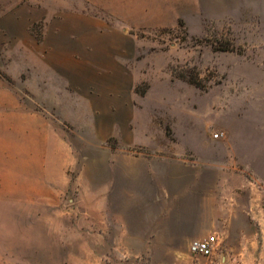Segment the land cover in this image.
<instances>
[{
  "label": "rangeland",
  "instance_id": "374dc122",
  "mask_svg": "<svg viewBox=\"0 0 264 264\" xmlns=\"http://www.w3.org/2000/svg\"><path fill=\"white\" fill-rule=\"evenodd\" d=\"M162 159L241 225L178 223ZM0 264H264V0H0Z\"/></svg>",
  "mask_w": 264,
  "mask_h": 264
},
{
  "label": "crops",
  "instance_id": "0c3cea01",
  "mask_svg": "<svg viewBox=\"0 0 264 264\" xmlns=\"http://www.w3.org/2000/svg\"><path fill=\"white\" fill-rule=\"evenodd\" d=\"M147 167L153 168L147 170H139V189H142V183L144 178H154L155 190L161 191L165 194L173 195L178 194L180 201L179 211L177 214L180 215L179 222L183 225H187L193 230L200 231L203 227H211V230H233L237 229V225H241L242 212L241 210L231 207L223 206L221 208H212L210 205L211 199L209 197L194 198L193 200L188 199L187 194L189 192H203L208 189L209 182H201L203 171L200 169L201 165L194 162H188L177 159H162L153 160L152 163L147 164ZM145 175L147 177H145ZM148 185L145 183V189ZM148 215H157V218L153 219L155 225L153 231H160L161 226L169 228V225L173 224V220L166 215V211L153 209L150 212H146ZM139 215L144 214L139 212ZM229 214L230 218L221 220L218 215ZM198 215L197 218L187 219L185 216ZM161 216V217H159ZM167 216V215H166ZM195 225V226H194ZM198 225V226H196ZM138 237L142 238L146 230H138ZM142 236V237H141Z\"/></svg>",
  "mask_w": 264,
  "mask_h": 264
},
{
  "label": "built area",
  "instance_id": "2783aa9c",
  "mask_svg": "<svg viewBox=\"0 0 264 264\" xmlns=\"http://www.w3.org/2000/svg\"><path fill=\"white\" fill-rule=\"evenodd\" d=\"M215 137L218 138L219 135H216ZM217 245V235H210L207 238L193 241L190 245V252L194 255L210 257L216 251Z\"/></svg>",
  "mask_w": 264,
  "mask_h": 264
}]
</instances>
